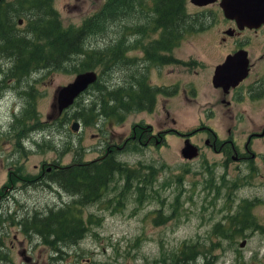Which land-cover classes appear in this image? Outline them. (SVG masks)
<instances>
[{
    "label": "rangeland",
    "instance_id": "374dc122",
    "mask_svg": "<svg viewBox=\"0 0 264 264\" xmlns=\"http://www.w3.org/2000/svg\"><path fill=\"white\" fill-rule=\"evenodd\" d=\"M6 1L10 4L4 10L0 46L6 44L7 28L10 36L35 38L33 16L19 5L23 0H1L0 5ZM217 1L204 6L184 0L183 16L176 12L171 23L179 29L188 22L190 31L151 58L145 55L146 48L161 33L150 30L152 0H141L142 5L131 0V6L124 1L115 15L102 11L99 22L90 25L95 28L82 32L77 53L70 52L61 64H30L27 71H19L15 55L0 47V187H10L1 200L0 258H7L0 264H169L168 253L184 245H189L192 256L187 264H264V165L225 164L220 161L222 153L204 144L200 156L184 158L183 137L175 130L195 125L198 108L215 105L200 93L188 99L199 106L185 109L182 88L195 79L190 73L195 59L211 62L206 55L211 56L209 50L218 42L216 27L198 30L210 21V12L216 14ZM47 3L63 26L77 30L85 19L98 18L95 13L106 0ZM87 69L98 72L97 80L57 113L55 90ZM150 85L161 88L148 107L147 99L139 102L137 97L149 96ZM31 105L37 111L28 118ZM201 115L211 126L219 122L215 115L210 119ZM75 121L77 129L72 127ZM28 124L43 125L26 129ZM149 127L150 142L145 144ZM132 129L136 138L131 142L127 136ZM202 135L199 132L192 140L203 143ZM111 154L146 175L145 193L136 189L137 177L128 183L118 174L117 182L109 183L99 197L82 203V197L54 180L64 166ZM41 174V180L32 181ZM73 198L82 203V216L86 224L90 222L87 233L77 240L45 242L27 216L49 215L68 207ZM217 225L232 235L215 237L211 231Z\"/></svg>",
    "mask_w": 264,
    "mask_h": 264
},
{
    "label": "trees",
    "instance_id": "16d2710c",
    "mask_svg": "<svg viewBox=\"0 0 264 264\" xmlns=\"http://www.w3.org/2000/svg\"><path fill=\"white\" fill-rule=\"evenodd\" d=\"M1 1V0H0ZM124 1L129 2L131 0H106L103 8L95 13L96 19L94 17L85 19L84 22L77 30L71 29L68 26H63L61 21L57 17L56 12L47 3V0H23L19 1V5L25 8L26 13L33 16L31 21V31L33 34V39H23L22 37L10 36V30L7 28L4 38L7 40L3 47L7 51V55H15L14 67L19 69V71H27L30 68V64L36 65L41 64L47 67H51L52 64H61L65 61V58L70 52L77 53L78 47L80 45V40L83 36L82 32L88 33L92 28L90 25L93 23L95 25L99 22V16L102 11H107V16L118 14L117 11L121 5H125ZM134 2V0H133ZM151 11L153 16L150 19V30L156 31L161 30V33L157 38H153L150 41V45L146 48V56L151 58L157 50H169L171 49V44L180 38L184 31H190V23L186 22L184 27L179 29H173L174 25L171 23L172 15L176 16V12H181L180 16H183L182 8L184 6V0H152ZM139 5H142L141 0H138ZM10 3L6 1L5 4L0 5V35H2V30L4 33L3 25L5 23L6 16L4 15V10ZM17 5V6H19ZM120 5V6H119ZM127 5V6H128ZM131 6V5H130ZM129 6V7H130ZM123 7V6H122ZM121 7V8H122ZM22 15V14H21ZM179 20V19H178ZM100 27V24L96 25V28ZM173 29L172 35H168L166 30ZM89 65L87 67H92ZM150 85L149 96L145 93L143 96H138L139 102L146 103L148 107L153 105L155 93L158 91L159 86L152 89ZM149 104V105H148ZM126 109L129 107L128 104L123 105ZM36 107L31 105L26 111L27 117L33 116ZM74 117H76L73 114ZM43 124H28L26 129H42ZM76 160L74 159L73 162ZM143 172L138 168H131L116 159H114L113 154L109 156H104L101 158H96L89 160L86 163H79L78 165L70 164L64 166L59 171V178L57 177V183L59 186L64 188L68 193L73 195H79L82 197V203L87 200H92L99 197L102 191L108 188L109 183L116 181V175H120L119 178L126 177L129 180L137 177L135 179V187L141 193H145L147 183L146 175H140ZM140 175V176H139ZM150 181H151V169H150ZM144 184V185H141ZM152 186V185H151ZM128 186H126V189ZM125 189V190H126ZM117 195V194H116ZM119 194L118 197H120ZM125 196V192L124 195ZM77 201L75 198L68 202V207L60 208L59 211H53L49 215H44L43 217H37L33 215L31 217L27 216L28 224L34 229L35 232L41 234L44 241L54 244L56 240L66 241V240H77L78 237L87 233L88 222L86 224L82 216V203H74ZM56 227V229H55ZM232 231L226 229L225 227L216 226L211 234H214L217 238H227L232 235ZM236 232L235 234H237ZM53 237V238H52ZM187 246L184 245L182 248L173 250L172 253L169 252L171 257V263L169 264H187L186 261L191 252H188ZM60 250V247L57 248ZM192 257V256H190Z\"/></svg>",
    "mask_w": 264,
    "mask_h": 264
},
{
    "label": "flooded vegetation",
    "instance_id": "af4514ba",
    "mask_svg": "<svg viewBox=\"0 0 264 264\" xmlns=\"http://www.w3.org/2000/svg\"><path fill=\"white\" fill-rule=\"evenodd\" d=\"M217 2L216 14L210 12V21L198 30L209 31L216 27L218 42L214 43L212 51L209 50L211 56L206 55L211 62L205 58L195 59L192 65L196 68L190 72L195 79L182 88L187 97L183 103L185 109L193 104L199 106L196 104L198 102H190L188 99L198 98L200 93L206 102L212 99L215 105L209 103L202 109L198 108L200 117L195 125L183 131L175 130L183 137V142L188 140L196 146V156L202 154L204 144L222 153L220 161L225 164L233 162L258 167L260 163L264 165V19L250 23L251 18L247 16L236 18L225 15L220 0ZM209 39L213 40V37L210 35ZM204 86L205 90H202ZM201 113H205L207 119L215 115L219 122L211 126L204 122ZM150 129L147 140L143 142L145 144L150 142ZM199 132L204 133L199 138L203 143L192 140ZM135 138L136 133L132 129L127 139L132 142ZM46 175L51 176L50 173ZM41 178L42 174L32 181L38 182ZM6 190H10V187L3 184L0 187V209L4 205L1 200ZM0 247L4 248L2 243ZM24 249L26 251V247ZM5 258L3 255L0 261Z\"/></svg>",
    "mask_w": 264,
    "mask_h": 264
},
{
    "label": "water",
    "instance_id": "95a60500",
    "mask_svg": "<svg viewBox=\"0 0 264 264\" xmlns=\"http://www.w3.org/2000/svg\"><path fill=\"white\" fill-rule=\"evenodd\" d=\"M196 4H205L214 0H191ZM220 5L225 15L235 16L236 18L247 16L250 23L255 20L264 19V0H220ZM241 15V16H239ZM97 78L95 70H85L78 72L74 78L64 85H60L54 93L55 103L53 106L58 112L64 107L70 105L74 98L84 90L91 82ZM78 121L72 124L73 129H77ZM183 157L191 158L197 154V149L190 141L185 140L184 146L181 148ZM244 245V241L241 242Z\"/></svg>",
    "mask_w": 264,
    "mask_h": 264
}]
</instances>
